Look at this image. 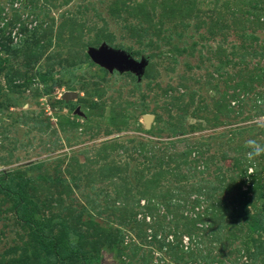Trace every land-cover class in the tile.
Masks as SVG:
<instances>
[{"label": "rangeland", "instance_id": "374dc122", "mask_svg": "<svg viewBox=\"0 0 264 264\" xmlns=\"http://www.w3.org/2000/svg\"><path fill=\"white\" fill-rule=\"evenodd\" d=\"M249 140L264 0H0V264H264Z\"/></svg>", "mask_w": 264, "mask_h": 264}, {"label": "water", "instance_id": "95a60500", "mask_svg": "<svg viewBox=\"0 0 264 264\" xmlns=\"http://www.w3.org/2000/svg\"><path fill=\"white\" fill-rule=\"evenodd\" d=\"M89 58L97 64H100L110 70H113L114 68H116L117 70L121 71L127 68H135L136 67V63H134L132 60H129L127 58H125L124 56L113 52L111 50H105L102 49L100 51H94V50H90L89 51ZM75 93L73 92H66L63 95V99L65 101H68L72 98H74ZM151 115H144L143 119H148L150 118ZM147 122V120L145 121Z\"/></svg>", "mask_w": 264, "mask_h": 264}, {"label": "trees", "instance_id": "16d2710c", "mask_svg": "<svg viewBox=\"0 0 264 264\" xmlns=\"http://www.w3.org/2000/svg\"><path fill=\"white\" fill-rule=\"evenodd\" d=\"M262 198L264 199V194L262 195ZM262 215H264V202H263V210H262ZM261 216H258L257 218H255L253 220V223L251 224L250 226V229L251 231H262L264 232V226H261ZM68 236H69V233L67 232V234H64L62 237H61V242H62V249L64 251H68L69 253H75V247L73 246V244H71L69 242V239H68ZM47 249L49 250H54L55 249V245H56V242H45ZM76 254V253H75ZM68 256V254H67ZM69 257V256H68Z\"/></svg>", "mask_w": 264, "mask_h": 264}, {"label": "clouds", "instance_id": "9594fccd", "mask_svg": "<svg viewBox=\"0 0 264 264\" xmlns=\"http://www.w3.org/2000/svg\"><path fill=\"white\" fill-rule=\"evenodd\" d=\"M247 147L250 151L246 154L247 159L251 162L254 161L256 157L264 154V145L257 143L255 140H249L247 142Z\"/></svg>", "mask_w": 264, "mask_h": 264}, {"label": "bare ground", "instance_id": "6f19581e", "mask_svg": "<svg viewBox=\"0 0 264 264\" xmlns=\"http://www.w3.org/2000/svg\"><path fill=\"white\" fill-rule=\"evenodd\" d=\"M147 120V124H149L151 121H152V117L148 118V119H145V121Z\"/></svg>", "mask_w": 264, "mask_h": 264}]
</instances>
